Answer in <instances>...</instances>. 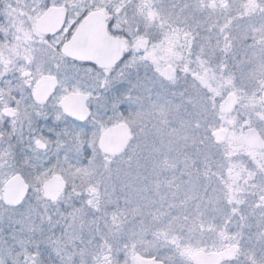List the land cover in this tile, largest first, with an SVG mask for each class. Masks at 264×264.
Segmentation results:
<instances>
[{
	"label": "flooded vegetation",
	"instance_id": "af4514ba",
	"mask_svg": "<svg viewBox=\"0 0 264 264\" xmlns=\"http://www.w3.org/2000/svg\"><path fill=\"white\" fill-rule=\"evenodd\" d=\"M38 1L47 5L41 16L50 8L65 9L63 25L56 33L38 34L41 38L35 41L14 43L12 46L18 47V57L10 62L13 48L9 44L4 47L0 28V62L5 59V64L0 63V202L3 211L20 212L18 216H2L0 249L8 257L11 255L16 264H26V249L33 255L34 264H132L137 256L153 264H196L194 259L198 255L210 256L237 245L238 252L219 264H264V198L252 211V215L257 214L253 216L256 220L253 219L252 225L241 224L242 230L234 234L233 238L237 239L231 245L198 252L188 262L182 260L180 247L154 249L132 245L128 241L136 238L130 233L121 236L115 228L106 230L103 226L102 231H85L76 236L68 211L49 218L42 229L35 225L33 231L26 232L25 224L14 222V218L22 217L28 207L40 219L45 207L55 210L74 201L90 202L89 195L84 194L89 187L79 177L91 159L109 161L140 153L130 150L134 136L127 121L132 117V110L131 104L121 97L123 89L129 90L121 81L122 77L128 78L132 85L131 79L137 73L134 62H138L140 53L147 48L150 52L152 47L144 39L132 38L124 25L116 23L115 19L112 21L102 0L86 6L75 18L65 6L52 4L53 0ZM183 7L184 13L179 16L181 22L167 25L178 31L177 57L183 85L188 79L213 100L211 122L215 125L210 143L217 150L210 151L207 163L213 164L212 170L221 171L224 176L231 174L229 164L235 152L230 135L236 134L238 143L243 141L244 144L248 132L255 130L264 141V0H190ZM125 11L121 6L117 9L119 14ZM93 12L105 14L109 37L118 36L126 42L120 59L110 68L62 53L77 27ZM162 31L164 38L157 40L159 47L163 42L162 57L157 54L159 49H152L149 54L151 63L156 66L164 55H169L172 40L169 27L166 26L167 32ZM139 41L143 42L142 47L138 46ZM169 66L160 63L161 77L162 71ZM174 72L175 78L170 82L177 78L178 71L174 69ZM229 96L235 97L236 105L232 112H224L221 106ZM106 100L111 107H105ZM246 120L257 124L258 129ZM123 123L130 129L131 140L119 155L108 156L101 151L100 140L106 129ZM241 126L243 137L239 133ZM255 151L264 152V149ZM17 176L23 180L26 194L19 205L11 206L2 196L8 182ZM96 186L102 183L97 182ZM179 206L186 207L185 212L192 216L199 210L187 199L181 200ZM183 216L185 221L188 215ZM42 217L48 218L47 215ZM176 228L163 232L147 229L139 238L148 240L157 236L179 240L187 232L185 225L180 229L177 223ZM38 230L40 233L34 234ZM31 234L34 237L29 238ZM130 236L132 240H128Z\"/></svg>",
	"mask_w": 264,
	"mask_h": 264
},
{
	"label": "rangeland",
	"instance_id": "374dc122",
	"mask_svg": "<svg viewBox=\"0 0 264 264\" xmlns=\"http://www.w3.org/2000/svg\"><path fill=\"white\" fill-rule=\"evenodd\" d=\"M98 1L53 0L51 3L65 6L75 18L86 6ZM188 1L102 0L106 6L104 10H108L105 11L109 12L112 21L115 19L116 23L124 25L132 38L144 39L152 45L150 52L147 48L139 54L138 62H134L137 73L131 79L132 85H129L128 78L122 77L121 81L129 89H123L121 97L131 104L132 110V117L127 121L134 136L130 150L140 153L134 157L109 161L91 159L86 171L81 176L78 173L89 187L84 190V194L89 195L90 202L83 204L74 201L69 206L56 207L55 210L45 207L40 219L28 207L23 213L25 216L14 218L16 224H25L26 232L33 231L35 225L42 229L50 221L49 218L68 211L67 214L72 218L71 229L76 236L85 231H102L103 226L106 230L115 228L122 233L121 236L127 233L134 236L135 241L131 236L128 237L132 245L154 249L180 247L183 250L182 260L188 262L198 252L231 245L236 238H233L234 234L242 230L241 224H253V216L257 214L252 215V211L264 198V152L246 148L243 141L238 143L239 137L232 134L229 137L233 140L235 152L229 164L228 171L231 174L222 176L221 171L212 170L213 164L207 163L208 155L214 148L210 143L215 125L211 122L213 100L197 90L190 80L187 79L183 85L177 57L180 43L178 31L167 25L169 22L172 25L181 22L179 16L181 13L183 15V6ZM119 6L126 8V11L119 14ZM46 7V3L38 0H0V28L3 30V36L0 37L4 39V47L9 44L13 48L10 62L18 57V47L12 46L14 43L41 38L34 29L36 19ZM166 26L170 29L172 39L169 55H164L163 59L156 62V66L151 63L149 54L152 49H159V56L162 53L163 42H160L159 47L157 40L164 38L161 33L162 30L167 32ZM144 57L148 59L143 60ZM162 62L178 71L173 82L170 80L167 83L162 79ZM0 63L5 64V59H1ZM134 65L130 66L131 70ZM122 70L124 74L126 69L123 67ZM105 107H111L108 100L105 101ZM246 122L258 129L251 120ZM241 128L239 133L242 136L244 131ZM214 149L216 152V147ZM97 182L102 183V186H96ZM183 199L192 201L199 209L193 216L185 212L186 207L183 209L179 206ZM242 202H246L247 206ZM2 206L1 201L0 217L20 214L3 211ZM184 214L190 216H186L185 221ZM43 215L48 218L44 219ZM35 219L39 221L37 224L33 222ZM2 220L3 217L0 218ZM106 220L111 221V224L105 223ZM177 223L180 229L185 225L187 232L179 240H164L157 236L148 240L139 238L140 233L147 229L159 232L177 229ZM38 233L39 230L34 234ZM34 234L28 237H34ZM25 251L26 264H34L33 255H29L27 249ZM15 262L11 255L8 257L0 249V264Z\"/></svg>",
	"mask_w": 264,
	"mask_h": 264
},
{
	"label": "water",
	"instance_id": "95a60500",
	"mask_svg": "<svg viewBox=\"0 0 264 264\" xmlns=\"http://www.w3.org/2000/svg\"><path fill=\"white\" fill-rule=\"evenodd\" d=\"M65 17V9L50 8L42 17L36 19V31L38 34L48 35L54 34L63 25ZM143 42L139 41L138 46L142 47ZM125 39L117 37H109L106 28V16L102 12H93L85 17L72 38L65 43L62 53L66 57H70L80 61H91L101 67L110 68L114 66L120 59L125 48ZM174 69L166 67L162 71V77L166 80L175 78ZM235 97L229 96L221 106L224 112H232L235 108ZM67 113L71 114L69 109ZM126 124H119L106 129V132L100 140V149L108 156L119 155L131 140V132ZM244 144L250 148L262 150L264 149V141L260 138L255 130L248 132L245 137ZM26 187L20 177L12 178L6 185L3 198L8 205L17 206L24 199ZM239 250V246L233 245L221 253L208 255H198L195 257L196 264L211 262L219 264L222 260L233 257ZM132 264H153L140 257H134Z\"/></svg>",
	"mask_w": 264,
	"mask_h": 264
}]
</instances>
